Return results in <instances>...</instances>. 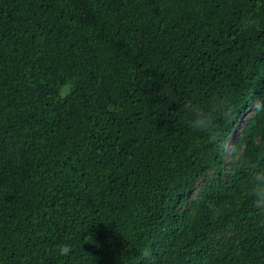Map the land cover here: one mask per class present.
Returning <instances> with one entry per match:
<instances>
[{
  "label": "trees",
  "instance_id": "1",
  "mask_svg": "<svg viewBox=\"0 0 264 264\" xmlns=\"http://www.w3.org/2000/svg\"><path fill=\"white\" fill-rule=\"evenodd\" d=\"M257 96L264 0H0V264H264Z\"/></svg>",
  "mask_w": 264,
  "mask_h": 264
},
{
  "label": "clouds",
  "instance_id": "2",
  "mask_svg": "<svg viewBox=\"0 0 264 264\" xmlns=\"http://www.w3.org/2000/svg\"><path fill=\"white\" fill-rule=\"evenodd\" d=\"M262 102H264V96H257L251 105L247 104L250 116L259 110ZM213 111H215V109ZM233 111L234 110L229 111L227 108L224 111L225 117L230 121L233 118ZM196 115L199 118L188 122L191 128L207 135L214 131V119L210 113L204 112L201 109H196ZM215 142L221 145L220 151L223 154L226 167L235 166L237 164L243 166V162L246 161V155L245 153H240L239 147L235 142L230 138L225 139L220 136L216 137ZM257 180H264V169L254 172L252 178L248 182V191L252 197L259 198L253 199L254 206L261 212H264V185L257 184ZM71 251V246L68 244L58 247V253L61 256H68Z\"/></svg>",
  "mask_w": 264,
  "mask_h": 264
}]
</instances>
